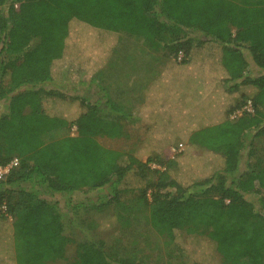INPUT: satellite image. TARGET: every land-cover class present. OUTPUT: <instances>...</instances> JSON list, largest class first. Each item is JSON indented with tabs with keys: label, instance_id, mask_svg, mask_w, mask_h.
Masks as SVG:
<instances>
[{
	"label": "trees",
	"instance_id": "16d2710c",
	"mask_svg": "<svg viewBox=\"0 0 264 264\" xmlns=\"http://www.w3.org/2000/svg\"><path fill=\"white\" fill-rule=\"evenodd\" d=\"M120 33L176 57L146 85L140 115L99 82L96 99L71 96L80 109L61 112L67 95L57 83L95 84L90 74ZM206 52L233 101L223 117L177 129L213 105L196 89L173 97L198 81L184 73ZM246 99L254 111L232 118ZM138 121L144 133L132 137L127 123ZM248 133H264V0H0V165L19 159L0 180V264H55L67 228L129 200L145 203L151 227L184 255L180 233L212 246L209 264H264V165L242 169ZM101 138L132 141L113 149ZM175 138L186 140L183 153L162 159ZM65 264L141 263L84 241Z\"/></svg>",
	"mask_w": 264,
	"mask_h": 264
},
{
	"label": "rangeland",
	"instance_id": "374dc122",
	"mask_svg": "<svg viewBox=\"0 0 264 264\" xmlns=\"http://www.w3.org/2000/svg\"><path fill=\"white\" fill-rule=\"evenodd\" d=\"M115 50L105 67L90 74L95 84L74 86L69 82L57 83L67 95L59 107L61 112L72 114L80 109V101L71 100V96L96 99L98 93L96 85L99 82L116 104L135 113L142 101L144 84L165 66L168 59H176L174 53L169 50L151 51L145 42L126 33L118 35ZM248 60H250L249 55ZM248 69V74L254 73L252 70H255V67L251 60ZM82 110L85 111V108L82 107ZM127 124L132 137L143 135L144 130L140 122ZM71 130L75 133V127ZM246 139L251 145L244 151V159L248 160V166L244 163L242 169L258 170L264 165V133L259 136L248 133ZM131 141L125 138L100 139L102 144L113 149H126ZM183 149L184 143L176 141L164 149L162 159L178 158L183 153ZM146 160L147 158H144V161ZM66 234L70 241L64 256L53 261L55 264H65L73 260L76 257L77 244L84 241L103 242L112 257L137 260L141 264H189V258L201 263H210L212 246L203 244L198 246L193 239L183 241L180 238L184 236L180 233L178 241L181 245H185L186 255H184L174 245L167 244L162 235L151 227L147 206L138 200L115 204L101 211L89 210L83 215L81 223L67 228Z\"/></svg>",
	"mask_w": 264,
	"mask_h": 264
},
{
	"label": "crops",
	"instance_id": "0c3cea01",
	"mask_svg": "<svg viewBox=\"0 0 264 264\" xmlns=\"http://www.w3.org/2000/svg\"><path fill=\"white\" fill-rule=\"evenodd\" d=\"M118 43V40H117ZM116 43V46H117ZM116 49V48H115ZM116 50H114L115 53ZM114 53L112 54V56L114 55ZM208 53L206 52V54H204L203 56H201V62L202 64L199 63H195L193 65L190 66V69L188 71H186L184 74L189 75L191 72H194V75L198 74V81H196V83H192V84H188V87L183 96H178V95H173V97L175 99H177L178 101L183 100V98H185L186 96L189 95V92L192 90H199L200 92H202L204 95L206 94L207 96H210L211 101L213 102L212 107H210V105L208 106L207 110L205 111V113H200V111H198L197 113L188 116L190 118H183V120L179 123H177V129L182 128L189 120H194V119H202L203 122L205 123H210V121L213 122V120L215 118H219V117H223L224 115V111L226 110V107L228 105H230L233 101V94H228L225 92V90L223 89L220 80L218 78V68L219 66L215 69L211 68V64L209 62H212L214 59L212 58L210 60V58L208 57ZM111 56V58H112ZM110 58V59H111ZM203 59V60H202ZM110 60H108L103 67H105L106 64L109 63ZM214 66V63L212 64V67ZM102 67V68H103ZM100 68V70L102 69ZM214 68V67H213ZM168 70V65L165 66L159 70V71H163V73L165 71ZM158 71V72H159ZM156 75V74H155ZM154 76V75H153ZM153 76L150 77V79L148 80L147 83L144 84V87L142 89V101L140 103V105L137 107V109L135 110V113L137 112L138 115H140V112L138 111V108L143 104L144 100H145V87L146 85L152 80ZM185 75H182V77H184ZM178 105H174V109L173 111L177 108ZM180 106V105H179ZM143 124L141 121H138V123ZM143 126V125H142ZM176 141H181L184 143H186V140H183L182 138H175V140L172 141V143L167 144L163 149H162V155L164 153V149L168 148L169 146L173 145ZM144 158H147V156H144Z\"/></svg>",
	"mask_w": 264,
	"mask_h": 264
},
{
	"label": "built area",
	"instance_id": "2783aa9c",
	"mask_svg": "<svg viewBox=\"0 0 264 264\" xmlns=\"http://www.w3.org/2000/svg\"><path fill=\"white\" fill-rule=\"evenodd\" d=\"M182 56H183V53L179 52L178 59H181ZM253 111H254V105H253L252 100L246 99L244 101V103L242 104V106L237 111H235L231 117L236 118V117L242 115L243 113H250ZM18 164H19L18 157H14L8 163H6L4 165H0V180H4L10 174L12 169L18 166ZM150 167L153 169H161L162 168L159 164H157L155 162L150 163ZM3 208H5V206Z\"/></svg>",
	"mask_w": 264,
	"mask_h": 264
}]
</instances>
